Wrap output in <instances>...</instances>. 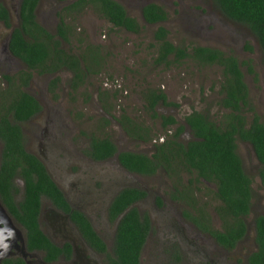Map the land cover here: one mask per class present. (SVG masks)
Masks as SVG:
<instances>
[{
  "label": "flooded vegetation",
  "instance_id": "af4514ba",
  "mask_svg": "<svg viewBox=\"0 0 264 264\" xmlns=\"http://www.w3.org/2000/svg\"><path fill=\"white\" fill-rule=\"evenodd\" d=\"M21 3L22 0L17 6L16 27L7 28L0 21L3 29L8 31L0 46H3L0 50V264H109L117 259L114 245L120 220L131 209H136L139 216L148 221V233L138 264H247L248 256L256 250L254 223L245 225L243 238L233 248L220 245L208 232L221 230V224L215 225L220 221L214 212L218 205L214 183L202 178L196 181L194 169L188 174L181 170L182 167L176 168L178 175L169 177L160 168L154 175L145 176L129 171L119 161L121 153L151 157L156 145L163 143L181 125L184 131L179 135L178 143L187 145L193 138L184 119L182 124L176 122V126L166 131L159 126L164 136L159 143L154 139L150 142L151 153L129 150L132 141L145 143L130 138L119 123L120 116L115 118L111 110L105 111L108 99L99 97L98 93L105 91L98 89L99 109L89 111L95 118V125L85 129L82 124L91 121V117L86 115L84 107L87 96L78 92L85 86L88 75L83 78V83L76 80L75 90H72L73 75L67 69L40 75L38 64L29 68L10 53L12 33L20 25ZM1 5L7 11L10 25V13ZM45 66L46 69L53 67L51 63ZM62 72L69 73V77L51 85ZM23 94L32 100L33 109L22 103ZM21 105L27 107L18 114ZM93 140L96 144L108 140L115 153L106 159H94L93 155L100 153L93 152ZM237 142L248 144L252 149L247 142L236 140L235 145ZM37 164L60 198L45 189L48 184L38 175ZM258 166L260 168L259 163ZM103 167L109 169L113 177L107 178L103 174L106 170H101ZM151 180L155 190L150 189L148 181ZM30 187L35 191L40 189L34 225L47 241L46 247L29 244V232L24 226L29 224L22 221ZM127 190H136L143 196L130 204L124 213L114 215L111 208L115 200ZM174 205L179 209L176 217L171 211ZM166 211L175 224L163 222L162 228L155 225L154 219L159 217L160 223ZM88 229L95 238L89 235ZM179 230L190 240L173 239ZM168 232L170 237L166 236ZM196 238H200V242L195 243ZM96 240L102 243L103 250ZM243 247L249 251L245 257L241 253ZM238 252L239 257H236ZM229 257L232 259L228 260Z\"/></svg>",
  "mask_w": 264,
  "mask_h": 264
},
{
  "label": "trees",
  "instance_id": "16d2710c",
  "mask_svg": "<svg viewBox=\"0 0 264 264\" xmlns=\"http://www.w3.org/2000/svg\"><path fill=\"white\" fill-rule=\"evenodd\" d=\"M65 2L67 0H57ZM214 6L229 21L245 26L255 37L261 50L264 52V0H212ZM38 0H22L19 19V28L12 33L9 51L26 63L29 68H34V63L40 66L39 74H54L63 68L73 75L71 89L75 90V81L80 80L86 74H96L102 63L98 54L85 48V51L74 56L62 49V43L69 44V35L65 26V15L81 14L85 10H91L99 18H102L112 27L131 34H139L141 25L127 15L124 7L115 0H74L58 14L59 25L55 35L50 34L36 21V8ZM64 16V17H63ZM141 17L147 25H157L167 20V14L162 7L155 4H146L141 8ZM0 21L9 28L7 11L0 4ZM152 49L155 51L153 67L167 70L171 67H179L183 61H192L197 67H217L220 70L221 82L219 85V100L216 106L221 115L215 122L208 113L192 112L184 117V124L189 128L193 140L183 146L178 143L179 135L184 127L178 126L172 135L163 143L156 145L151 157L142 154L121 153L120 163L129 171L151 176L160 168L164 169L169 177L176 175V168L182 167L188 174L194 169L196 181L202 178L212 182L216 186L215 198L218 201L214 209L221 223V230L208 231L217 242L225 248H233L237 241L241 240L246 231L244 219L251 209L252 189L251 179L244 174L242 164L236 154V140L247 142L252 146L254 155L260 164L258 179L264 189V125L254 112L249 100L248 88L244 82V76L240 66H247L249 73L252 68L249 61L239 63L232 54H227L207 47H193L188 50L185 47L174 46L168 41V32L163 27H158L153 33ZM89 59L92 63H86ZM51 63L52 68L46 69L45 64ZM44 64V65H42ZM55 78L51 85L58 82ZM99 97L108 99L107 92H99ZM117 91H113L111 98L117 97ZM143 110L152 122H159L163 131L176 126L173 117L157 115L155 110L158 104L172 106L167 103L166 96L158 90H148L143 93ZM25 105H31L32 100L25 94L22 96ZM107 102V101H106ZM25 107H18V114ZM106 112L112 109L105 103ZM251 114L248 120V115ZM24 119V117L22 118ZM105 124L108 123L104 119ZM119 123L126 134L142 143H150L153 134L149 127L141 121L131 119L124 112L120 115ZM248 126V128H246ZM94 159H106L115 153V148L108 140L101 144L92 141ZM38 165V164H37ZM38 175L49 192L60 198L58 191L44 176V171L38 165ZM178 175V173H177ZM47 190H44L48 192ZM38 192L40 191L37 190ZM34 189H27L25 208L22 221L29 232V244L33 247H46L47 241L37 229L36 216L38 211V193ZM143 196L136 190H127L119 194L111 210L114 215L122 214L132 204ZM256 250L247 259V264H264V215L257 216L254 220ZM203 231H207L202 228ZM92 238H95L88 229ZM148 233V221L146 217H140L136 209H131L124 214L118 226V232L114 245L116 260L109 264H138V256ZM103 250L101 242L96 240Z\"/></svg>",
  "mask_w": 264,
  "mask_h": 264
},
{
  "label": "rangeland",
  "instance_id": "374dc122",
  "mask_svg": "<svg viewBox=\"0 0 264 264\" xmlns=\"http://www.w3.org/2000/svg\"><path fill=\"white\" fill-rule=\"evenodd\" d=\"M19 1L0 0V3L10 13L11 27L18 25ZM72 1L74 0L65 2L40 0L35 12L37 23L50 34L55 35L60 23L58 14ZM115 1L124 7L129 17L134 18L141 25L142 30L139 34H131L114 28L91 10H85L81 14L65 15L69 44L62 43V49L78 56L87 47L98 54V63H102L98 70H94L97 71L96 74H88L85 86L78 92L87 96L84 107L87 111L86 115L91 117V121L83 122L85 129L89 130L95 125V118L89 114V111L99 109L96 93L98 89L108 94L117 91L118 95L115 99L109 96L107 100L112 107L113 117H119L124 112L130 118L141 121L146 127L152 129V140L158 143L164 133L159 130V122H152L143 110L142 95L148 90L161 91L166 96L167 103L172 104V106L158 104L155 108L157 115L172 116L179 124H182L184 117L191 112H206L215 122L219 119L221 112L216 106L221 82L219 68L212 66L200 68L189 60L183 61L184 64L179 67H171L167 70L162 67H153L152 63L155 58V51L152 49L153 33L158 27H163L168 32V41L174 46L185 47L188 50L193 47H207L232 54L239 63L249 61L253 73H249L247 66L244 65L241 71L254 112L264 125V52L245 26L226 19L214 6L212 0ZM146 4L162 7L167 14V20L157 25L145 24L141 17V8ZM7 32L0 25V46L5 36L7 37ZM2 48L3 46L0 50ZM86 63L92 62L87 59ZM68 77L67 72L58 75L60 83ZM250 116L251 114L248 115ZM131 144L128 145L129 150L152 152L151 143L141 144L132 141ZM236 146L243 172L252 181L251 209L245 218V224L252 225L254 218L264 213V189L257 176L259 166L252 149L248 144L240 142H237ZM101 170H106L103 174L107 178L113 177L109 169L103 167ZM148 184L150 189L155 190L153 180L148 181ZM177 209L178 207L175 208L174 205L171 210L175 217ZM154 222L161 228L163 222H167L166 225L175 224L167 211L162 215L160 223L159 217L154 219ZM220 224L215 222V225ZM170 234L168 232L166 236L170 237ZM172 238H180L183 242L190 240L180 230L179 234H174ZM200 238L199 240L196 238L194 242H200ZM241 253L242 257H245L249 251L243 247ZM198 257L201 255L199 254ZM236 257H239V252ZM231 259L229 257L228 260Z\"/></svg>",
  "mask_w": 264,
  "mask_h": 264
}]
</instances>
